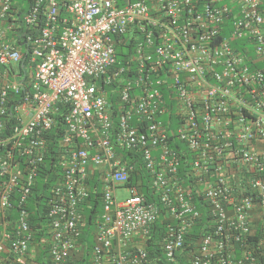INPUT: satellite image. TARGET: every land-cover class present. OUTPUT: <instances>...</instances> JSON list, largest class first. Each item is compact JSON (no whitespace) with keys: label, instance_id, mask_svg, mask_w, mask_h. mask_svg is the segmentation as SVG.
Masks as SVG:
<instances>
[{"label":"built area","instance_id":"2783aa9c","mask_svg":"<svg viewBox=\"0 0 264 264\" xmlns=\"http://www.w3.org/2000/svg\"><path fill=\"white\" fill-rule=\"evenodd\" d=\"M14 1L0 0V264L35 258L24 206L53 145L51 264L83 256L91 182L92 264H173L197 223L188 264H264V0H32L21 21ZM133 160L156 201L128 184Z\"/></svg>","mask_w":264,"mask_h":264},{"label":"trees","instance_id":"16d2710c","mask_svg":"<svg viewBox=\"0 0 264 264\" xmlns=\"http://www.w3.org/2000/svg\"><path fill=\"white\" fill-rule=\"evenodd\" d=\"M32 0H15L13 2V13L18 17L17 19L21 21V16L25 13ZM103 78L99 79V83ZM109 90V89H108ZM111 91V90H110ZM112 106L114 107V99L111 97ZM173 105H169L167 112L160 117V120L164 123L167 120H172L173 114L171 111H174ZM172 108V109H171ZM114 109V108H113ZM169 109L171 110L169 112ZM65 109L62 108V112ZM56 126L52 130L50 137L52 140L57 141L60 135L62 134V117L58 115L55 117ZM59 155L58 146H50L48 153L45 156L44 162L41 164L40 169L38 170L37 177L34 181V186L31 188L30 194L28 196L25 210L31 213V216L28 218L29 227L33 230L32 238V247H34L35 258L33 262L35 264H51L49 257L47 255L46 249L42 248L40 241L41 238L46 236V229L48 228L47 221V210H48V201L50 199L51 190L54 186V183L60 178L61 170L58 168L56 159ZM133 172L129 178L128 184L137 186L139 192L145 197L147 201H156V198L152 196L151 189L148 185L149 179L148 175L145 172V168L142 162H137L133 160ZM179 175L183 176L184 167L178 169ZM90 188L92 190L88 191V196L83 198L79 204L76 205L77 212L84 217V224L81 227V235L78 240L81 247L83 256L81 259H75L74 264H92L91 262V251L94 247V228L95 222L99 219L103 204L101 202V193L100 187L97 182H91ZM17 200V198H16ZM16 200L11 201V208H8V227L11 229L17 220V208L18 203ZM162 226L159 222L154 225L151 239L148 242V251L157 256H160L158 245L159 232L161 231ZM200 224H196L191 232L187 235L186 240L189 243V246L185 248L182 257L177 256V262L173 264H188L187 253L192 251L196 247L197 238L202 234ZM260 233L258 232L255 236V240H258ZM253 240V239H252ZM186 251V252H185ZM158 259V258H157ZM32 262V264H33ZM72 263V264H73Z\"/></svg>","mask_w":264,"mask_h":264},{"label":"rangeland","instance_id":"374dc122","mask_svg":"<svg viewBox=\"0 0 264 264\" xmlns=\"http://www.w3.org/2000/svg\"><path fill=\"white\" fill-rule=\"evenodd\" d=\"M123 194V196L125 195V193L124 192H121V195Z\"/></svg>","mask_w":264,"mask_h":264},{"label":"crops","instance_id":"0c3cea01","mask_svg":"<svg viewBox=\"0 0 264 264\" xmlns=\"http://www.w3.org/2000/svg\"><path fill=\"white\" fill-rule=\"evenodd\" d=\"M7 264H10V263L7 262ZM33 264H35V263H33Z\"/></svg>","mask_w":264,"mask_h":264}]
</instances>
